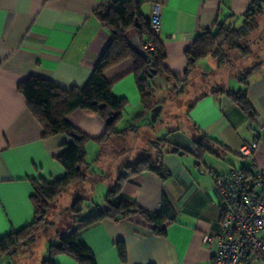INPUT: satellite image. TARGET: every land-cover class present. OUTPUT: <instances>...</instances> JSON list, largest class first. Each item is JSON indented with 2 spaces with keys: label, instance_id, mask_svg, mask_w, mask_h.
<instances>
[{
  "label": "crops",
  "instance_id": "obj_1",
  "mask_svg": "<svg viewBox=\"0 0 264 264\" xmlns=\"http://www.w3.org/2000/svg\"><path fill=\"white\" fill-rule=\"evenodd\" d=\"M139 1L144 19L149 18L152 4L160 6L158 41L165 52V69L178 81L189 82L192 73L208 80L197 88L204 92L182 110L185 124L167 128L159 118L157 108L163 106L160 116L164 117L168 110L165 100L171 99L169 90L175 86L162 75L150 80L154 94L150 106L143 108L130 58L103 73L111 95L125 103L116 125L121 132L114 137L118 145H109L113 137L105 144L94 142L105 132L104 123L94 113L77 110L66 121L88 139L84 147V194L89 193L93 183L101 186L98 191L104 197L124 166L146 154L163 153L162 164L168 177L160 179L150 172L133 176L124 183L119 197L149 214L159 211L165 197L175 221L165 227V236L160 237L136 216L118 222L103 220L80 230L77 240L89 249L95 264H210L216 248L203 240L219 233L218 197L211 172L224 175L246 167L253 173L264 167V64L252 72L248 82L246 97L254 114L253 119H248L226 95L214 93L219 90L211 86L219 71L216 62L211 57L203 58L187 73L186 53L198 36L213 31L216 25L240 24L251 0H231L229 6L228 0ZM101 3L102 0H0V239L34 221L32 182L62 178L64 169L56 159L63 146L72 143L66 134L42 137V127L27 110L17 86L36 77L63 90L82 88L111 44L109 31L93 16ZM230 80L232 84L229 82L223 90L241 88L234 76L226 78L227 83ZM174 90L179 98L189 94L179 93L178 87ZM125 134L127 137H123ZM201 136L213 141L221 154L217 158L220 163L209 162L208 171H202L193 157V142ZM160 140L165 142H160L157 149L150 148L152 142ZM254 141L257 147L251 167L238 152L241 146ZM172 149L179 152L172 153ZM118 244L124 247V261L118 256ZM28 249L5 255L0 264H18L20 256L28 264H41L42 256H31ZM54 261L77 264L63 255Z\"/></svg>",
  "mask_w": 264,
  "mask_h": 264
},
{
  "label": "trees",
  "instance_id": "obj_2",
  "mask_svg": "<svg viewBox=\"0 0 264 264\" xmlns=\"http://www.w3.org/2000/svg\"><path fill=\"white\" fill-rule=\"evenodd\" d=\"M140 6L139 0H102L93 12L98 23L109 31L111 44L82 88L63 90L48 80L36 77H29L17 86V92L23 98L27 110L42 127V137L49 138L66 134L72 138V143L64 145L62 153L56 159L64 169L62 178L52 182H32L30 202L34 211V221L20 231L0 239V258L5 255L10 256L19 248L32 244L36 233L45 221L50 205L58 196L74 186L77 188L74 191L76 194H73L79 196L78 190L82 189L86 180L83 172L86 165L84 147L88 139L76 132L68 124L66 117L77 110L96 114L105 125L103 136L94 140L98 145L105 144L110 138L121 134L116 130V125L121 118L125 103L111 95L110 85L103 77L106 69L119 61L130 58L133 63L135 85L140 103L146 109L150 106L154 94L150 80L157 75L173 81L174 87L179 86V93H182V89L187 85V79L178 81L165 69L164 49L158 38L152 35L149 20L141 16ZM262 14L264 15V0H251L238 26L218 24L213 31H207L198 36L186 53V72L190 73L197 61L206 57H211L219 68L225 65L229 56H232L231 52L239 50L240 44L254 30L257 18ZM133 34L138 36L143 46L147 43L152 46V51L147 53L145 60L136 56L127 44L128 37ZM245 58L246 56L242 57L243 60ZM262 64L264 62L234 73V78L241 86L239 90L219 89L214 92L226 95L248 119H253L254 114L246 97V89L252 72ZM153 72L155 74H152ZM101 105L104 106L103 109H99ZM110 114H118V116L107 125L106 120ZM159 142L165 141H156L157 144ZM152 144L150 148H158ZM193 145V157L198 166L202 164V159L206 154L221 158L214 142L204 136L194 141ZM178 152L177 149H172V153ZM163 155L159 151L153 156L146 154L136 162L124 166L101 205H94L86 199L76 197L66 211L70 215L71 227L64 231L61 229L56 233L57 243L47 248L46 256L41 264H56L54 259L60 255L74 260L77 264H95L89 249L77 240V234L80 230L103 220L118 222L136 216L150 229L151 233L160 237L165 236V227L175 221V214L165 197L162 198L160 209L156 214L145 213L119 197L122 186L133 176L150 172L160 179H166L168 173L162 164ZM240 170L248 178L251 177L252 172L248 168L243 167ZM86 209L88 215L84 217L83 213ZM117 251L120 260L124 261L125 251L122 244L117 245Z\"/></svg>",
  "mask_w": 264,
  "mask_h": 264
},
{
  "label": "built area",
  "instance_id": "obj_3",
  "mask_svg": "<svg viewBox=\"0 0 264 264\" xmlns=\"http://www.w3.org/2000/svg\"><path fill=\"white\" fill-rule=\"evenodd\" d=\"M148 20L152 35L158 38L161 30L158 4H152ZM143 50L146 54L151 52V44H145ZM256 147L254 141L239 148V157L251 167ZM211 178L218 197L219 233L203 240L216 248L210 264H264V167L256 168L249 178L239 169L224 175L211 172Z\"/></svg>",
  "mask_w": 264,
  "mask_h": 264
},
{
  "label": "rangeland",
  "instance_id": "obj_4",
  "mask_svg": "<svg viewBox=\"0 0 264 264\" xmlns=\"http://www.w3.org/2000/svg\"><path fill=\"white\" fill-rule=\"evenodd\" d=\"M230 1H227V5H230ZM235 26H238L235 24ZM231 57L229 56L228 62L225 63V65H222L220 68H217L219 71H217L214 81L211 84V86L214 89H225L228 88L229 82L232 84V81H226V78L228 76H234L235 72H239V70H245L244 68H252L256 64L263 63L264 62V15H260L257 18V25L254 28V30L244 39V41L240 44L239 50H235L234 52H231ZM239 56H241L239 58ZM246 58L243 60L242 57ZM248 59V61H247ZM223 69V70H222ZM199 74L192 73L190 74L191 80L187 82V85L182 89L185 91V93L189 92V94L184 95L183 98H179L175 94V90L177 87H174V89L169 90V95L171 97L170 100H165L166 106L168 107L167 113L164 117L160 116V113L162 111V105L158 106L157 111L159 113V118L165 125V127L170 128L173 125H176L177 123H184L186 119H183L182 117V110L187 109L189 105L191 104L192 100L196 99V95H200L204 92L205 89H197L200 86H203L205 81L208 80H201L198 76ZM219 78H222L221 80ZM179 87V86H178ZM180 91V90H179ZM139 112V111H138ZM134 114V113H133ZM135 116V115H134ZM141 125V124H140ZM128 134V133H127ZM127 134H125L123 137H125ZM127 137V136H126ZM125 139V138H123ZM120 142L118 139L112 138V141L109 143L110 146H116ZM154 147H159L156 141L152 142ZM206 162L202 163L200 165V168L202 171H208L211 169L209 166L210 163H220L215 156L205 155ZM238 161V159H236ZM208 162V163H207ZM224 165V164H222ZM228 167V166H227ZM113 168V167H112ZM224 169V167H223ZM213 171V170H210ZM197 172V171H196ZM203 173V172H201ZM101 186L97 184L90 183L89 187L90 191L87 194V192H83V188L78 190L79 196H74L73 193H75L72 188H69L66 192H64L62 195L58 196L55 202L50 205L47 215L45 218V221L43 222L42 226L36 233V236L34 238V241L32 244H30L28 247H21L16 252L22 253L27 252V250L22 251V248H29L28 251H31V256L33 254H37L36 256H42L40 261H43L42 259L45 258L47 248L52 245L56 244L57 240L54 239V236H56L55 233H57L59 230L65 227L67 229L68 227H71V219L69 213L66 211L70 208L71 203L76 197H81L83 199H86L87 201H90L94 205H101L104 201V197H102L103 194H99L98 189ZM76 194V193H75ZM99 195V196H98ZM106 195V194H105ZM85 206L86 203H85ZM88 215V210L86 209L83 213V216ZM5 258V257H3ZM21 259H19L18 264H28L23 257L20 256ZM11 261V258H7ZM12 263V262H11ZM30 264V263H29Z\"/></svg>",
  "mask_w": 264,
  "mask_h": 264
},
{
  "label": "water",
  "instance_id": "obj_5",
  "mask_svg": "<svg viewBox=\"0 0 264 264\" xmlns=\"http://www.w3.org/2000/svg\"><path fill=\"white\" fill-rule=\"evenodd\" d=\"M127 44L129 46V48L131 49V51L138 56L139 58L145 60L147 58V54L144 52L143 50V45L140 42V39L138 38L137 35L133 34L130 35L127 39ZM152 74H155L154 72ZM104 106L101 105L99 106V109H103ZM118 116V114H110L106 120V124L109 125L112 121H114L116 119V117ZM198 165V163H197Z\"/></svg>",
  "mask_w": 264,
  "mask_h": 264
}]
</instances>
